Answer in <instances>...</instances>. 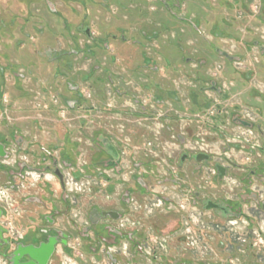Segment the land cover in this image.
Returning <instances> with one entry per match:
<instances>
[{"label": "rangeland", "instance_id": "1", "mask_svg": "<svg viewBox=\"0 0 264 264\" xmlns=\"http://www.w3.org/2000/svg\"><path fill=\"white\" fill-rule=\"evenodd\" d=\"M18 141L88 264H264V0H0V142Z\"/></svg>", "mask_w": 264, "mask_h": 264}, {"label": "flooded vegetation", "instance_id": "2", "mask_svg": "<svg viewBox=\"0 0 264 264\" xmlns=\"http://www.w3.org/2000/svg\"><path fill=\"white\" fill-rule=\"evenodd\" d=\"M47 152L49 158L54 157L51 151ZM198 156L196 161L200 162ZM41 166V152L38 146L22 145L20 142L8 145L0 142V264H88L89 257L82 255L83 253L74 256L72 231L67 226L56 224V211L51 209L43 212L40 209L38 195L41 190ZM48 167L55 179V163L52 165L50 162ZM224 169L221 178L226 175L227 170ZM214 205L215 210L228 213L227 208L219 204ZM102 217L110 216L98 214L95 220L100 222ZM114 220L119 221L120 216ZM80 227L82 237L91 236V227ZM99 227L106 232L103 236L105 243H112L108 241L110 236L114 238V244L122 241L120 238L124 237L121 229L123 225L119 226L121 228L110 225ZM134 235L130 233L128 239H134ZM52 245L53 251L50 252ZM100 259L94 257L93 264H102L103 262H99ZM112 259V264H117L116 259L113 257Z\"/></svg>", "mask_w": 264, "mask_h": 264}, {"label": "water", "instance_id": "3", "mask_svg": "<svg viewBox=\"0 0 264 264\" xmlns=\"http://www.w3.org/2000/svg\"><path fill=\"white\" fill-rule=\"evenodd\" d=\"M208 159V155H206V154H200L199 156H198V161H204V160H207ZM219 168V170H220V174H221V176H223L224 175V172H225V169L223 168V167H221V166H219L218 167ZM58 176H59V178H60V181H61V183H62V186H63V175L61 174V173H58ZM210 208H216V205H212V204H210L209 205V207H208V209H210ZM94 216H97L98 215V212L97 211H95L94 213ZM104 216H110L111 218H113V219H118V217H119V214L118 213H116V212H105L104 214H103ZM0 216H1V211H0ZM96 218H94L93 219V222H97V220H95ZM53 247H54V245H52V247H51V250H50V252H52L53 251Z\"/></svg>", "mask_w": 264, "mask_h": 264}]
</instances>
